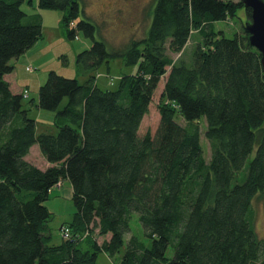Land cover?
I'll list each match as a JSON object with an SVG mask.
<instances>
[{
	"label": "trees",
	"instance_id": "1",
	"mask_svg": "<svg viewBox=\"0 0 264 264\" xmlns=\"http://www.w3.org/2000/svg\"><path fill=\"white\" fill-rule=\"evenodd\" d=\"M83 1H39L63 14L69 42H92L77 57L83 83L52 71L40 87L38 109L56 113V132H41L6 77L43 37L42 19H29L25 0H0V264H97L101 252L121 251L135 214L151 245L132 235L120 264H264L252 220L254 200L264 197L262 56L246 32L228 38L215 28L251 11L242 2L157 0L146 37L110 51ZM194 33L189 61H175L169 54L183 56ZM117 59L136 69L103 90L99 71ZM164 78L158 129L142 136ZM35 146L47 169L28 161ZM63 182L73 191V237L51 246L46 203ZM93 228L103 245L90 240Z\"/></svg>",
	"mask_w": 264,
	"mask_h": 264
},
{
	"label": "rangeland",
	"instance_id": "2",
	"mask_svg": "<svg viewBox=\"0 0 264 264\" xmlns=\"http://www.w3.org/2000/svg\"><path fill=\"white\" fill-rule=\"evenodd\" d=\"M29 1V0H26ZM34 1V0H32ZM225 2H233L238 4L241 0H222ZM157 0H84L82 3V9L85 12L87 18L98 27L97 39L106 42L109 46V49H119L128 44L131 40H141L146 37L148 30L150 28V23L152 19V13L155 8ZM23 11L27 13L30 7L25 3L22 7ZM55 13H58L55 11ZM250 19L247 17V14L244 10H240L237 14V17L230 19L224 22H218L215 25L216 30L223 31L228 38H233L236 35L243 36L245 34L244 26L245 23ZM63 29V28H62ZM64 31V30H63ZM199 41L197 33H194L191 43L186 49L185 54L173 55L169 54L175 61H178L179 58H185L189 61L191 54L193 53L195 46ZM71 43L73 47L84 48L81 50L90 49L92 42L85 38L83 35L79 36V39ZM60 50V49H57ZM67 52V51H66ZM66 52H56L54 51L53 55L49 56L46 61V69H37L34 73H28L25 71V75L21 74V80L24 83L20 86V90H26L29 92V98L24 99L25 108L29 109V116L35 119L38 124L40 131L43 132H56L55 128V112L41 111L37 107L38 102V92L39 88L36 86V79L34 77L37 75L42 77L43 83L48 79L50 72L54 71L58 75L64 76L66 78H79L80 83H83V79L78 77L76 65L75 70H72L71 66L67 63V58L62 54H67ZM72 50H69V59L73 63V54ZM68 56V55H66ZM181 56V57H180ZM77 57L74 59V63H77ZM136 68L125 66L123 60H113L110 64V68L107 69L106 66H103L100 69L99 73L103 74L99 80V87L103 90L114 91L117 89L119 84V78L126 74H132ZM40 70V71H39ZM34 81V82H33ZM165 78L160 84V87L154 97V100L150 106L148 114L145 116L143 123L141 125L140 134L142 136L150 132L154 135L158 129L160 116L158 111V104L160 96L162 94V89L164 88ZM41 85V86H42ZM27 86V87H25ZM25 92V91H24ZM24 92L22 94H24ZM66 101L62 104L60 109H63L66 105ZM176 120L182 124L186 125L187 123L182 119L181 116H177ZM201 132V143L203 147L204 157L207 162L211 159V146L209 141L206 138L207 124L206 120L202 119L198 124ZM28 161L32 164L42 168L47 169L48 164L41 153V150L38 146L32 148ZM67 183L66 187H70ZM46 206L49 208L52 213V219L48 224L49 231L51 235V240L48 241V244L60 245L64 241L62 227L73 222L74 215L76 213V208L72 197L69 192L62 191L60 188L53 189L49 200L46 203ZM253 224L255 231L258 235V238L264 243V197H258L253 202ZM93 234L90 236L91 241L96 240L99 245H103L106 240V237L99 234V230L93 228ZM87 233H84L86 237ZM136 236L140 241L147 243L150 247V242L145 237L144 228L139 221V216L134 215L132 221V233L126 235L125 245L119 253L114 256H110L105 252H101L98 255L97 264H120L123 256L127 250V244L131 236ZM89 236V234L87 235ZM92 243V242H91ZM90 242H84L81 245V248L84 250L90 247ZM169 258L173 257V249L170 248L167 252Z\"/></svg>",
	"mask_w": 264,
	"mask_h": 264
},
{
	"label": "crops",
	"instance_id": "3",
	"mask_svg": "<svg viewBox=\"0 0 264 264\" xmlns=\"http://www.w3.org/2000/svg\"><path fill=\"white\" fill-rule=\"evenodd\" d=\"M39 1L40 0H29L25 3L30 7L29 11H27V14L29 16V19L40 17L42 19L43 23V37L35 44V46L29 50L26 54H24L22 57H20L17 60H14L12 62L14 66V72L6 77L7 82L10 83L11 88L15 93H23L26 90H20V86L24 83V81L21 80V74L25 75V71L28 66H37L38 69H46V61H48V57L53 55L54 51L56 52H66L67 54H62L64 57L67 58V63L69 66H71L72 70H75V63L74 59L76 58L77 54L81 52L84 48H75L71 45V43H68L67 37L65 35V32L62 29L61 21L63 18V14L61 12L55 13V11H49V10H42L39 7ZM57 12V11H56ZM60 49V50H57ZM69 50H72L73 54V63L71 62V59H69ZM55 54V53H54ZM68 55V56H66ZM77 70V69H76ZM40 71V70H39ZM27 72V71H26ZM78 74V72H77ZM103 74L99 73L98 80L103 77ZM34 79H36V86L39 88L41 87L43 80L40 75L37 77L35 76ZM120 80V78H119ZM34 82V81H33ZM27 87V86H25ZM22 89V88H21ZM40 89V88H39ZM49 167V165H48ZM67 182H63L62 191H66L70 193L71 197L73 196L72 187H66ZM69 186V185H68ZM52 193V192H51Z\"/></svg>",
	"mask_w": 264,
	"mask_h": 264
},
{
	"label": "water",
	"instance_id": "4",
	"mask_svg": "<svg viewBox=\"0 0 264 264\" xmlns=\"http://www.w3.org/2000/svg\"><path fill=\"white\" fill-rule=\"evenodd\" d=\"M246 10L251 11V19L245 23V32L249 35L251 46L262 56L264 73V0H241Z\"/></svg>",
	"mask_w": 264,
	"mask_h": 264
},
{
	"label": "built area",
	"instance_id": "5",
	"mask_svg": "<svg viewBox=\"0 0 264 264\" xmlns=\"http://www.w3.org/2000/svg\"><path fill=\"white\" fill-rule=\"evenodd\" d=\"M72 26H73V24H72ZM26 71L28 73L32 74V73L36 72V68L34 66L30 65L27 67ZM23 95L25 98H28L29 92L25 91ZM62 233H63L64 240H70L73 237L72 230L69 227L63 226L62 227Z\"/></svg>",
	"mask_w": 264,
	"mask_h": 264
}]
</instances>
